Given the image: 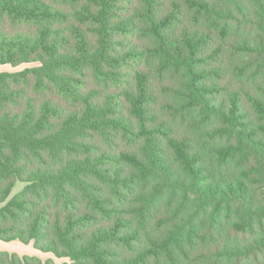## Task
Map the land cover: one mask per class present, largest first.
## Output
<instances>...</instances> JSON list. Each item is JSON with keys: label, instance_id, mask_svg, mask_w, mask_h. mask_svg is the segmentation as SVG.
Segmentation results:
<instances>
[{"label": "trees", "instance_id": "16d2710c", "mask_svg": "<svg viewBox=\"0 0 264 264\" xmlns=\"http://www.w3.org/2000/svg\"><path fill=\"white\" fill-rule=\"evenodd\" d=\"M0 65V241L264 264V0H0Z\"/></svg>", "mask_w": 264, "mask_h": 264}, {"label": "rangeland", "instance_id": "374dc122", "mask_svg": "<svg viewBox=\"0 0 264 264\" xmlns=\"http://www.w3.org/2000/svg\"><path fill=\"white\" fill-rule=\"evenodd\" d=\"M32 65H22L17 68H11L8 65H0V73L2 72H16L20 71L24 68L30 67ZM23 187L22 184H16L14 190L12 191V196L17 193L19 190H21ZM0 252H6L10 254H16L17 256H36L43 261L47 259H52L56 264H62L64 262H67L66 259H55L52 254L50 253H41L37 250H35L32 246V244L29 245H23L18 241L13 242H2L0 241Z\"/></svg>", "mask_w": 264, "mask_h": 264}]
</instances>
